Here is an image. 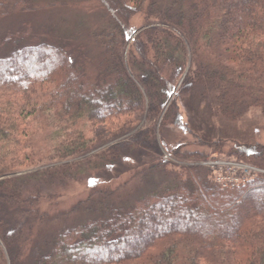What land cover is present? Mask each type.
Returning <instances> with one entry per match:
<instances>
[{
	"label": "trees",
	"instance_id": "16d2710c",
	"mask_svg": "<svg viewBox=\"0 0 264 264\" xmlns=\"http://www.w3.org/2000/svg\"><path fill=\"white\" fill-rule=\"evenodd\" d=\"M96 3L109 19L96 30L48 38L23 21L1 33L0 264H264V173L223 189L199 164L206 151L182 143L166 159L158 144L189 99L210 101L229 121L264 114V0ZM55 6L0 0V20ZM193 136L264 171V145ZM141 155L152 162L135 178L148 191L130 181L125 196L98 200L90 184L95 191L62 213L65 224L42 234L56 222L43 206L57 207L64 184Z\"/></svg>",
	"mask_w": 264,
	"mask_h": 264
},
{
	"label": "rangeland",
	"instance_id": "374dc122",
	"mask_svg": "<svg viewBox=\"0 0 264 264\" xmlns=\"http://www.w3.org/2000/svg\"><path fill=\"white\" fill-rule=\"evenodd\" d=\"M56 1L57 6L53 9H46L40 11L39 14L33 16H23L0 20V36L1 33L6 30L17 31L18 28H21L20 23L23 21H30L34 23L33 27L35 32L33 36H38L37 34H46L48 38L51 35H55L54 38L65 37L62 32L64 30L70 31V33H85L84 31H89L91 29H97L98 23L106 22L102 17L108 16L104 10L96 3V0H54ZM45 2V1H44ZM49 2V1H48ZM46 2V3H48ZM105 13V14H104ZM44 16H41V15ZM40 15V17H39ZM101 17V18H100ZM109 20V19H108ZM107 20V21H108ZM105 24V23H104ZM39 25L45 28L42 31H39ZM139 26L138 22L135 24ZM59 30V34H56ZM83 31V32H81ZM39 34V35H40ZM74 35V34H73ZM1 38V37H0ZM60 39V38H59ZM89 44L92 47V55L96 59H100V50L97 49V44L89 40ZM0 53H4L0 51ZM184 77V76H183ZM183 79V78H182ZM210 101L207 100H197L189 99L188 101L180 103V113L182 123L179 126H166L162 130L161 138L164 146H162V141H159V147L164 158L172 159L169 155V150L176 147L178 144L189 143L190 146L186 148L189 150H201L206 151L208 155L217 154L219 159H223L228 163H234L232 159L226 158V153L229 148H225V151L222 152H212L208 148H199L196 146V138L193 135H196L199 139L205 142H211L217 139L228 141L234 143V141L242 144H260L264 145V114L259 109H251L246 111L244 115L238 121H229L220 116L213 114L211 111ZM158 129V128H157ZM157 130L158 139L159 131ZM114 144V143H110ZM109 144V145H110ZM108 144L106 146H109ZM227 146L232 148V144ZM224 154V155H222ZM211 157V156H210ZM208 157V158H210ZM151 158L145 157L144 155L139 156L137 159L125 158L123 162L115 164L113 166L105 167L104 172H94L92 178L89 180L80 182V181H71L65 184L64 189L62 190V197L57 201V207L51 206L48 203L44 204L43 208L51 216L52 219L56 222H51L42 230V234L49 233L58 225L65 224L63 222L62 213H68L80 200H86L91 193L95 190H90V184H98L97 190H100L101 195L93 197L92 199H98L100 196L107 197V193H115L117 190L119 195L125 196L129 190L130 181H133L135 187L131 190H137L138 192L148 191L147 181L143 176L135 178V175L138 172H141L145 167V163H151ZM241 165H246L242 162L235 161ZM149 165V164H148ZM132 167V168H131ZM130 168V169H129ZM88 175V174H87ZM154 181H158L153 179ZM153 181V186H154ZM124 186H128V189H124ZM130 190V191H131ZM59 193V191H58ZM117 203V202H116ZM80 214H73L70 220V223L76 222ZM82 218L83 216L80 215ZM63 222V223H62Z\"/></svg>",
	"mask_w": 264,
	"mask_h": 264
},
{
	"label": "built area",
	"instance_id": "2783aa9c",
	"mask_svg": "<svg viewBox=\"0 0 264 264\" xmlns=\"http://www.w3.org/2000/svg\"><path fill=\"white\" fill-rule=\"evenodd\" d=\"M203 165L215 171L216 181L225 189L244 183L250 173L255 171L246 165L223 161L217 155L211 156Z\"/></svg>",
	"mask_w": 264,
	"mask_h": 264
}]
</instances>
